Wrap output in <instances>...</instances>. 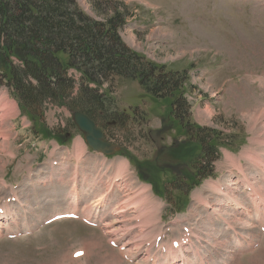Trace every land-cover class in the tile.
Wrapping results in <instances>:
<instances>
[{
    "label": "rangeland",
    "instance_id": "obj_1",
    "mask_svg": "<svg viewBox=\"0 0 264 264\" xmlns=\"http://www.w3.org/2000/svg\"><path fill=\"white\" fill-rule=\"evenodd\" d=\"M77 2L100 21L116 6L107 2L125 6L123 41L145 60L187 74L189 111L179 105L171 113L172 98L158 99L138 79L115 77L102 87L115 103L102 111L103 118L99 111L96 116L124 151L106 158L86 147L77 158V140H85L69 109L44 103L41 119H33L0 82V206L9 208L1 218L0 264H264V220L260 224L243 212L257 215L245 187L264 193V1ZM198 127L208 132V145L219 147L216 175L184 193L173 189L170 195V187L166 198L163 181L188 172L193 157L202 154L204 145L195 139L205 134ZM225 143L233 146L220 147ZM74 189L80 204L94 200L88 213L98 226L83 218L47 224L57 212H71L68 195ZM184 227L192 229L189 237ZM173 240L183 243L181 252H169ZM122 242L130 252L121 250ZM77 250L88 256L83 251L85 256L73 257Z\"/></svg>",
    "mask_w": 264,
    "mask_h": 264
},
{
    "label": "trees",
    "instance_id": "obj_2",
    "mask_svg": "<svg viewBox=\"0 0 264 264\" xmlns=\"http://www.w3.org/2000/svg\"><path fill=\"white\" fill-rule=\"evenodd\" d=\"M107 4L116 6L100 21L87 14L77 0H0V82L9 87L33 119L40 118L38 109L44 103L83 110L97 119L98 111L114 103L101 89L115 77L138 79L158 99L172 98L171 113L179 105L188 113L184 90L187 74L132 51L120 33L127 22V8ZM71 68L81 73L75 94L76 80L68 74ZM196 131L205 134L203 140L195 139L204 145L201 156L193 157L188 172L177 175L176 171L172 179L164 180L165 191L170 187L183 191L180 181L189 191L213 175L217 144H207L205 129L198 127ZM149 171L153 173V168Z\"/></svg>",
    "mask_w": 264,
    "mask_h": 264
},
{
    "label": "water",
    "instance_id": "obj_3",
    "mask_svg": "<svg viewBox=\"0 0 264 264\" xmlns=\"http://www.w3.org/2000/svg\"><path fill=\"white\" fill-rule=\"evenodd\" d=\"M73 119L77 127L84 133L88 144L96 151L112 154L121 147L105 140L101 128L97 127L95 121L82 111H74Z\"/></svg>",
    "mask_w": 264,
    "mask_h": 264
},
{
    "label": "bare ground",
    "instance_id": "obj_4",
    "mask_svg": "<svg viewBox=\"0 0 264 264\" xmlns=\"http://www.w3.org/2000/svg\"><path fill=\"white\" fill-rule=\"evenodd\" d=\"M11 91V90H10ZM5 107V106H4ZM3 107V108H4ZM8 109V108H7ZM15 110V109H14ZM3 111V110H2ZM14 114V113H13ZM12 114V115H13ZM18 114V113H17ZM15 127V126H14ZM10 130V129H9ZM11 133V132H10ZM13 136V135H12ZM10 137V136H9ZM13 140V139H12ZM7 142V141H6ZM5 142V143H6ZM251 142V141H250ZM264 142V141H263ZM254 143V142H253ZM259 143V142H258ZM255 150V149H254ZM264 150V149H263ZM259 152V151H258ZM262 152V151H261ZM260 153V152H259ZM263 153V152H262ZM262 157V156H261ZM230 158V157H229ZM259 159H261V158H259ZM78 160V159H77ZM264 160V159H263ZM2 161V160H1ZM260 161V160H259ZM258 162V161H257ZM262 162V161H261ZM78 163V162H77ZM113 164V163H112ZM123 165L122 166H124V163H122ZM254 164H255V162H254ZM263 164V163H262ZM256 165V164H255ZM126 166V165H125ZM232 166V165H231ZM119 167V166H118ZM3 168V167H2ZM126 168V167H125ZM236 170V169H235ZM230 172V171H229ZM237 173V172H236ZM129 175V174H128ZM252 175V174H251ZM259 176V175H258ZM264 176V175H263ZM262 180V179H261ZM135 182V181H134ZM247 182V181H246ZM125 183V182H124ZM132 184V183H131ZM218 184V183H217ZM242 184V183H241ZM126 186V185H125ZM219 187V186H218ZM264 187V186H263ZM238 188V187H237ZM259 188V187H258ZM261 189V188H260ZM149 190V189H148ZM233 190V189H232ZM254 190L256 191V189L254 188ZM201 191V190H200ZM203 191V190H202ZM150 192V191H149ZM242 192V191H241ZM96 193V192H95ZM98 193V192H97ZM101 193V192H100ZM211 193V192H210ZM257 193V192H256ZM99 194V193H98ZM203 194V193H202ZM201 194V195H202ZM225 194V193H224ZM263 194L264 193H257V195H259L260 196V200L261 199H264V196H263ZM101 196V195H100ZM105 196V195H104ZM103 197V196H102ZM226 197H228V196H226ZM106 198V197H105ZM229 198V197H228ZM72 199H73V201H74V203L75 204H73L74 205V207L77 205V203L80 201V197H79V195L78 194H76V195H74L73 197H72ZM101 200L103 199V198H100ZM107 199V198H106ZM237 200V199H236ZM249 200V199H248ZM94 201V200H93ZM93 201H91V200H87V201H85L84 203H86L85 205H84V213H86L87 212V214H86V218H88V219H90L91 217V215L88 213V210L89 209H91V208H93L94 207V205H93ZM220 201V200H219ZM98 203H99V201H97ZM157 203H158V201H157ZM156 204V203H155ZM159 204V203H158ZM200 204V203H199ZM220 204V203H219ZM251 204V203H250ZM260 202L258 201V202H256V205L259 207L260 206ZM232 205H234L235 207H241V204H240V202H238V201H234L233 202V204ZM77 207V206H76ZM247 207V206H246ZM245 207V208H246ZM135 208V207H134ZM203 208V207H202ZM244 208V209H245ZM7 211L9 210V208L7 207V208H5ZM147 209H149V208H147ZM240 209V208H239ZM247 209V208H246ZM59 211V210H58ZM44 212V211H43ZM72 212V211H71ZM194 212V211H193ZM57 214V213H56ZM114 214V213H113ZM117 215V214H116ZM116 215H114V216H116ZM113 216V217H114ZM219 216V215H218ZM257 217H259V215H256ZM187 217V216H186ZM115 218V217H114ZM250 219V218H249ZM264 219V218H263ZM96 220V219H95ZM115 220H116V218H115ZM121 220V219H120ZM123 220V219H122ZM100 221V220H99ZM117 221H118V219H117ZM116 221V222H117ZM136 221V220H135ZM7 222V221H6ZM249 222H250V220H249ZM2 222H1V220H0V224H1ZM102 223V222H101ZM106 223V222H105ZM121 223V222H120ZM108 224V223H107ZM117 224V223H116ZM148 224V223H147ZM146 224V225H147ZM232 224V223H231ZM145 225V226H146ZM250 226H251V224H250ZM143 227V225L141 226V228ZM116 229H118L117 227H114L113 225H110L109 226V232L111 233V234H113V235H117V237H118V234H117V230ZM254 229V228H253ZM123 231H125V230H121L120 232H123ZM127 231V230H126ZM141 231V230H140ZM128 233H129V231H127ZM127 234V233H126ZM149 234V233H148ZM156 234V233H155ZM158 234H159V232H158ZM120 235H121V233H120ZM124 236H125V234H123ZM122 235V236H123ZM121 236V237H122ZM143 236V235H142ZM116 237V238H117ZM156 237V236H155ZM119 238H120V236H119ZM154 239V238H153ZM114 240V239H113ZM118 240V239H117ZM135 240V239H134ZM155 240V239H154ZM131 241H133V240H131ZM136 241V240H135ZM144 241H145V239H144ZM125 242V241H124ZM124 242H122L123 244H122V246H120L121 247V250H123V252H125V251H129L130 249H131V246H130V244H125ZM127 242H129V241H127ZM191 244V243H190ZM149 245V244H148ZM88 247V246H87ZM253 250V249H252ZM89 251V250H88ZM87 252V251H86ZM130 252V251H129ZM89 253V252H88ZM85 255H87V254H85ZM84 255V256H85ZM135 255V254H134ZM88 256V255H87ZM88 258V257H87ZM91 258V257H90ZM168 259V258H167ZM185 262V261H184ZM187 262V261H186ZM182 263V262H181ZM183 264H185V263H183ZM188 264V263H187Z\"/></svg>",
    "mask_w": 264,
    "mask_h": 264
}]
</instances>
